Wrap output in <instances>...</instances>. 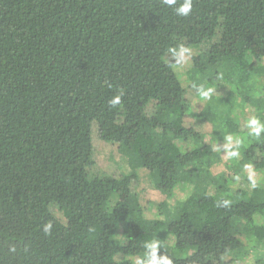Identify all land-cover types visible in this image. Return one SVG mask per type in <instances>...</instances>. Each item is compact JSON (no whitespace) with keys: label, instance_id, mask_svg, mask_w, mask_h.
<instances>
[{"label":"trees","instance_id":"1","mask_svg":"<svg viewBox=\"0 0 264 264\" xmlns=\"http://www.w3.org/2000/svg\"><path fill=\"white\" fill-rule=\"evenodd\" d=\"M182 2L0 0V264H148L149 243L158 264H238L257 250L254 264H264V182L245 172L264 170V133L231 114L237 98L264 122V85L254 81L264 0H193L188 16L175 11ZM205 42L189 68L199 89H212L197 110L166 56ZM225 82L233 89L221 95ZM189 114L211 124L215 141H241L229 167L250 188L213 172L221 154L186 125ZM95 124L128 153L131 173L89 174ZM146 173L186 197L147 217L132 190Z\"/></svg>","mask_w":264,"mask_h":264},{"label":"rangeland","instance_id":"2","mask_svg":"<svg viewBox=\"0 0 264 264\" xmlns=\"http://www.w3.org/2000/svg\"><path fill=\"white\" fill-rule=\"evenodd\" d=\"M216 40V39H215ZM209 42H205L200 47L196 49H189L186 44H183L181 49H187L185 52H181V49L177 53H169L166 58L168 61L174 64L175 69L181 75L183 83L186 87L184 94V101L189 104L192 103L196 106L197 110H200L209 98H203L200 95V89L194 84L195 80L199 77V74L194 70H189L191 66V53H198L199 51L208 48ZM262 67L255 75V83L257 85H264V60L261 61ZM233 89L232 85L225 82L224 85L218 89V93L221 95H226ZM233 117H238L241 120L242 129H249L247 126V121L249 118L254 116L253 110L250 106L245 107L241 110L239 106L238 99L235 100V107L231 112ZM185 123L188 126H193L200 130L205 135V140L207 143L214 145L215 149L220 152L221 160L213 166V172L215 174L226 172L233 176V183L231 187L236 189L238 186L250 188V183L248 180L243 179L240 176H234V171L230 166V149L228 140H218L212 139V126L210 123L205 121L203 118L196 117L189 114L185 117ZM236 139L232 141V146L235 144ZM93 144H94V154H93V164L88 167L89 174L94 176L109 175L114 177H119L122 174L131 173L132 168L130 164L129 155L126 151L119 149L118 146L112 142L105 141L100 138L98 126L95 124L93 127ZM245 172L256 179L259 182H264V170L255 169L253 166L249 165L245 168ZM235 177V178H234ZM132 190L137 192L141 198V202L145 207L146 216L149 218H154L156 216L157 204L164 200H169L174 204L177 200H181L186 197L185 190L176 186L173 192L169 196L165 192L157 189L154 185V181L150 174L146 173L140 179L134 180L132 182ZM51 211L54 215L65 221L63 213L58 205L53 204L50 206ZM256 220L259 224L264 225V216L261 214L256 215ZM245 242L247 239L243 238ZM169 244L174 243V238H168ZM262 250L252 251L245 257L238 259V264H254L255 257L260 255ZM264 253V252H263ZM139 261V259H138ZM264 261V257H263Z\"/></svg>","mask_w":264,"mask_h":264},{"label":"clouds","instance_id":"3","mask_svg":"<svg viewBox=\"0 0 264 264\" xmlns=\"http://www.w3.org/2000/svg\"><path fill=\"white\" fill-rule=\"evenodd\" d=\"M163 3L168 5V6H174L177 4V0H163ZM192 7H193V0H183V2L180 3L178 7L175 8V11L180 16H188L191 13ZM185 51H187V49H181V52H185ZM211 91H212V89H210V88L207 90H204L203 88H201L200 89V95L203 98H208L211 94ZM121 95H122V93H121ZM121 95L115 96L111 100L110 103L113 106L118 104L120 102ZM247 126H248V128L250 130V134L252 136L260 137L261 134L264 133V122H262L259 118L255 117V116L248 119ZM227 140L229 141V147H232L233 137L231 135H229L227 137ZM240 143H241V141L239 139H236L235 145L237 148L239 147ZM230 155L236 156L237 152L232 151V152H230ZM253 187H255V180H253ZM225 203H227V201H225ZM52 229H53V223L51 221L46 223L43 227V231L45 232V234H50ZM147 247L152 249V257L148 261V264H158V261L155 257V249H156L157 245L155 243H149L147 245ZM162 264H172V262H171V260L165 259V260H163Z\"/></svg>","mask_w":264,"mask_h":264}]
</instances>
